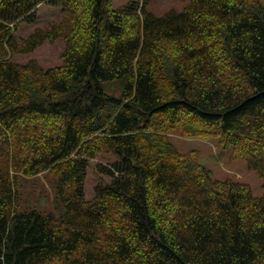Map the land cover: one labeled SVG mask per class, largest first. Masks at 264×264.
<instances>
[{
    "label": "trees",
    "instance_id": "1",
    "mask_svg": "<svg viewBox=\"0 0 264 264\" xmlns=\"http://www.w3.org/2000/svg\"><path fill=\"white\" fill-rule=\"evenodd\" d=\"M43 1L61 17L17 36ZM147 4L0 0V264H264V195L170 138L213 140L264 177V0ZM60 37L62 64L9 57ZM103 152L112 180L87 199ZM44 173L59 217L21 210Z\"/></svg>",
    "mask_w": 264,
    "mask_h": 264
},
{
    "label": "rangeland",
    "instance_id": "2",
    "mask_svg": "<svg viewBox=\"0 0 264 264\" xmlns=\"http://www.w3.org/2000/svg\"><path fill=\"white\" fill-rule=\"evenodd\" d=\"M189 0H148V8L157 13L164 14L172 9L182 10ZM127 0H113L115 7L124 5ZM60 6L43 1L37 7L36 18L33 21H22L19 23L15 34L19 37L27 36L38 27H47L53 21L61 17ZM65 49V40L60 37L54 41L46 40L42 45L29 53H10L9 57L19 63H25L31 59L38 60L44 67L62 64V52ZM121 87L115 85L106 86L107 94L119 95ZM171 140L182 152L196 150L199 152L198 162L205 164L212 171L215 178L233 179L250 184L255 196L264 195V177L258 170L251 169L244 159H233L231 148L222 149L213 140L200 138H183L178 133L170 136ZM119 156L115 153L103 152L98 158L93 159L88 167L85 182V196L91 199L95 196V188L99 183H109L112 176L99 170V163H115ZM21 210L38 209L43 214L53 213L60 216L63 204L57 197L53 188L50 174L44 173L32 177L25 184L20 200Z\"/></svg>",
    "mask_w": 264,
    "mask_h": 264
}]
</instances>
